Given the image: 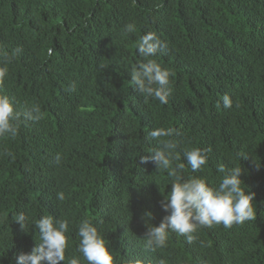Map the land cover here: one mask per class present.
I'll list each match as a JSON object with an SVG mask.
<instances>
[{
	"label": "trees",
	"instance_id": "trees-1",
	"mask_svg": "<svg viewBox=\"0 0 264 264\" xmlns=\"http://www.w3.org/2000/svg\"><path fill=\"white\" fill-rule=\"evenodd\" d=\"M129 23L135 31L124 34ZM150 31L168 48L144 58L136 45ZM147 59L171 73L167 104L130 81L132 67ZM4 66L0 94L21 116L17 135L0 137V264H15L40 243L35 221L45 215L69 221L60 264H88L78 251L85 219L115 264H264V0H0ZM34 104L41 118L25 119ZM156 128L175 130L172 166L184 163L185 179L215 188L219 165H241L246 192L255 193V219L200 227L192 243L169 230L166 246L149 250L143 213L159 225L173 179L141 163L161 147L147 135ZM192 148L207 150L196 172L183 155ZM19 213L24 229L14 221Z\"/></svg>",
	"mask_w": 264,
	"mask_h": 264
},
{
	"label": "clouds",
	"instance_id": "clouds-1",
	"mask_svg": "<svg viewBox=\"0 0 264 264\" xmlns=\"http://www.w3.org/2000/svg\"><path fill=\"white\" fill-rule=\"evenodd\" d=\"M134 31L135 26L131 23L123 28L124 34ZM136 48L139 56L149 58L158 52H164L168 44L161 40L156 32L150 31L140 37ZM18 52L19 49H15L11 55L4 53V63H10ZM52 53L53 49L48 48L47 55L51 56ZM7 75L8 68L0 67V86L4 84ZM170 75V71L162 68L155 60L147 59L146 62L132 67L130 81L138 93L152 97L163 105L168 103V96L171 94ZM221 99L223 108L232 107V100L227 94ZM20 116L21 113L14 110L13 101L7 95L0 94V137H15L18 134L17 121ZM23 116L27 120H39L41 118L39 105H32L23 113ZM174 131L172 128H156L149 131L148 138L158 141L161 147L153 150L150 155L140 158L141 163H153L156 169L167 170V175L173 178L169 194L164 195L163 200L160 201V207L167 215L163 217L159 225L154 226L149 223L152 219L151 212L143 213L142 219L147 228L145 246L149 250L165 247L169 230L185 236L187 242L192 243L196 240L195 233L200 227L211 228L222 224L225 228H231L234 224L252 221L256 216L253 204L255 193L246 192V186L240 178L244 172L241 165L230 170H226L224 165H219L217 170L223 176L218 187L215 188L210 187L206 180L200 177L185 179L181 174L185 167L184 163L172 166V161L179 159L175 155L179 142L170 139ZM161 138L169 139L161 140ZM5 155L12 154L6 152ZM183 155L193 172L202 170L208 162L205 149L192 148L184 151ZM240 158L246 159L247 156ZM57 199L64 201V193H57ZM26 219L23 213H19L14 221L24 229ZM35 228L39 231L40 243H36L30 252H20L15 257V264L65 262V251L69 247V238L66 235L69 231V221L45 215L35 221ZM78 235L80 237L78 251L88 264H115L104 238L90 221L85 219L80 222ZM67 264H79V260L71 258Z\"/></svg>",
	"mask_w": 264,
	"mask_h": 264
}]
</instances>
